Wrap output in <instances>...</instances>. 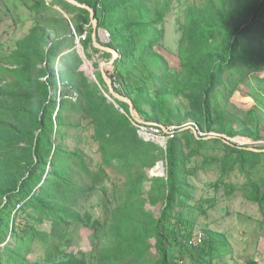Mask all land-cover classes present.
I'll return each instance as SVG.
<instances>
[{
    "label": "trees",
    "instance_id": "16d2710c",
    "mask_svg": "<svg viewBox=\"0 0 264 264\" xmlns=\"http://www.w3.org/2000/svg\"><path fill=\"white\" fill-rule=\"evenodd\" d=\"M21 1L33 25L0 53V264H228L222 233L207 230L204 245L188 243L207 212L193 178L217 162V190H241L264 205V151L201 135L258 139L251 126L225 125L264 107V77L253 76L264 71V0H77L94 9L99 43L121 53L107 71L114 89L155 127L178 126L167 148L142 138L129 105L110 93L90 12L65 0ZM171 17L181 23L176 68L161 52ZM79 43L96 80L83 70ZM242 79H254L257 106L249 111L231 102ZM212 149L225 154L213 157ZM160 161L166 176L150 177ZM236 171L246 177L240 188L228 181ZM148 205L161 206L159 215Z\"/></svg>",
    "mask_w": 264,
    "mask_h": 264
},
{
    "label": "rangeland",
    "instance_id": "374dc122",
    "mask_svg": "<svg viewBox=\"0 0 264 264\" xmlns=\"http://www.w3.org/2000/svg\"><path fill=\"white\" fill-rule=\"evenodd\" d=\"M201 1L203 0H190V4L200 3ZM3 3L5 4V7L3 6ZM3 3L0 4V12L4 11L6 14H1L4 22L0 25V53L7 52L10 48L13 50L17 41L29 33L30 27L33 25L34 21V14L23 5L21 0H3ZM183 4L186 5V2L183 1ZM180 24L181 23L176 17L168 19L166 36L163 40V49L161 50L163 55L170 61L174 68L180 67L181 64V59L178 54L179 41L181 38ZM109 38L110 34L105 31L104 39L108 41ZM81 46L83 47L82 44ZM79 47L78 50L82 53L83 50L81 48L79 49ZM109 58L110 55L108 53L95 55V59L99 63V71L101 62L108 60ZM83 70L91 80H96L95 72L97 69L94 67L93 62L88 61L83 67ZM253 76L263 78L264 71L259 73V76L256 74H253ZM242 80L239 88L235 90L231 97V102L239 109L249 111L257 106V102L253 97V94L256 92L252 83V80L254 79L251 80L252 82L247 79ZM175 102H181V97H177ZM258 105L260 107L259 112H257L258 114L254 115L249 113L248 116H241L235 122L231 120L232 123L225 125V129L235 130H242L245 127L251 126L250 128L253 131L254 128L257 129V132L255 131L258 135L257 140L242 135L230 138L217 131L210 133L201 131V135H206L208 140L218 138L224 142L227 141L228 143H233L247 150L264 151V107L261 104ZM231 111L234 112L235 110L231 108ZM135 116L140 120L141 125L145 126V129H143L146 133L144 138L156 139L161 146L162 144H166L169 140L170 135L168 132L173 131V134L178 128L176 125L164 126L166 129L164 133L157 132V129L155 128L156 125L146 120L143 115L135 111ZM185 126L194 127V124L189 122L186 123ZM198 136L200 138L199 132ZM209 153H211L213 157L220 159L225 154V151L224 149H212ZM202 161L203 157L194 158L192 159L191 164L197 166L200 165ZM159 163L149 171L150 177L166 176L164 162L163 166L156 168ZM218 180L219 172L217 170V162H214L211 169H201L197 172L196 178H193V183L197 187L195 197L197 200H199L200 196L204 197V211L206 210L207 212L198 215L194 229V237L188 242L189 245L192 247L204 245L207 230L212 231V233L219 232L226 236L230 245V250L232 251V254L227 257L228 264H230L229 258H234L239 264H246L248 259L256 260L258 264H264V205L261 206L251 202L241 190H238L233 196L228 197L223 189H216L215 184ZM228 181L240 188L246 182V177L239 171H236L231 175ZM144 189L146 193L149 192L151 189V183L146 182ZM98 200L99 199L96 198L93 203H95V211H97L99 215L101 210L97 204ZM148 209L155 215H159L161 206L151 207L148 205ZM10 241H12V239L7 237L6 243ZM2 246L3 245L1 244L0 247ZM155 256H157V254H155ZM224 261L221 260L216 263L224 264ZM180 263L191 264L189 260H180L177 262V264Z\"/></svg>",
    "mask_w": 264,
    "mask_h": 264
},
{
    "label": "water",
    "instance_id": "95a60500",
    "mask_svg": "<svg viewBox=\"0 0 264 264\" xmlns=\"http://www.w3.org/2000/svg\"><path fill=\"white\" fill-rule=\"evenodd\" d=\"M65 1L72 4V5H75L77 7L87 9L90 12V14H91V25L90 26L93 28V34H92L93 44L97 49H100L101 51L108 53L110 55V58L108 60H105V61L101 62V64H100V71L102 73L103 79L106 82V84L109 88V91L114 96V98L127 103L130 107V110H131L132 116L134 117V120L137 122H140V120L138 118H136V116H135L136 110H135L134 103L127 96H124L119 91H116L114 89L112 79L108 75L107 71L113 67L114 63L120 58L121 53L118 49L103 46L102 44L99 43V41H98V24H99V22H98V19L96 18L94 9L91 8L90 6L86 5V4H82V3L78 2L77 0H65ZM79 46H78L79 49L81 48L83 50L81 55L84 58L85 64H87L89 60L87 59L85 52H84V49L81 46V44H79ZM85 64H84V66H85ZM188 128L192 129L193 132L195 133L196 137L198 139H200L198 136V131L196 128H194L193 126L188 127ZM162 146L164 148H167V142H166V144H162ZM163 165H164L163 162H160L156 168L163 166Z\"/></svg>",
    "mask_w": 264,
    "mask_h": 264
},
{
    "label": "built area",
    "instance_id": "2783aa9c",
    "mask_svg": "<svg viewBox=\"0 0 264 264\" xmlns=\"http://www.w3.org/2000/svg\"><path fill=\"white\" fill-rule=\"evenodd\" d=\"M85 38H86V35L83 36V39H85ZM78 42H80V39L78 40ZM134 124L139 128V134L141 135V137L144 138V135H146V133L143 131V129H145V126L141 125V122H137L135 120H134ZM155 128L157 129V132H163L164 133L166 131L165 127H162V129H159L157 127H155ZM172 132L173 131H171V132L169 131L168 134L170 135V134H172ZM144 139L146 141H153V142L158 143L156 139H150V138H144ZM180 264H182V263H180Z\"/></svg>",
    "mask_w": 264,
    "mask_h": 264
}]
</instances>
